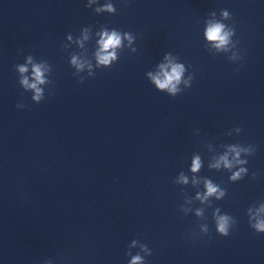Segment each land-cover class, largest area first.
I'll return each instance as SVG.
<instances>
[{
	"label": "clouds",
	"instance_id": "clouds-1",
	"mask_svg": "<svg viewBox=\"0 0 264 264\" xmlns=\"http://www.w3.org/2000/svg\"><path fill=\"white\" fill-rule=\"evenodd\" d=\"M97 12L100 11H108V12H115L116 9L113 7L111 3L105 4L103 8L96 9ZM223 15L227 17L229 13L227 11L223 12ZM232 35L231 32L225 30V26L221 23H214L210 24L206 36L209 41L216 42V47L221 48L227 44H229V37ZM121 37L117 32L113 31L110 35L105 32L102 36V39L100 41L101 44V52L97 54L98 61L101 64L107 65L109 64L111 59H114V53L108 52L107 54H104L105 50L109 49L110 47H114L116 45L120 44ZM29 62H31V57H29ZM73 64H76L78 67H83L82 65L78 64V61L75 57H73L72 60ZM27 71V68L24 66H19V72L24 73ZM184 71L183 65L180 64H174L171 65V71H165L164 66H161V72L162 77L160 76H153L152 79L154 83L157 85L159 89H167L170 93L175 95V93L178 91L177 85L179 84L181 80L182 73ZM33 75L35 79V83H29L27 78H23L20 83L26 88V89H33L35 91V95L32 96V100L36 103H39L42 100V90L37 86L38 84L44 83L43 75L41 71L40 65H34L33 66ZM151 75V74H150ZM18 108H23V104H17ZM237 131H241L240 128H237ZM230 152L235 153L236 163L238 164H244L246 161L238 159L240 156V153L246 152L249 155H252L255 152L254 146H248V147H242V146H232L229 148ZM223 164L224 167L231 169L232 163L229 161L227 154L221 156L217 163L213 165V167L219 168L220 165ZM200 168V160L199 157L193 160L192 164V170L197 171ZM246 169L241 168L239 172L235 173L232 176V179H238L240 178L241 173L245 172ZM181 180L186 182V178L181 177ZM206 188L207 193L205 197H202V199H206L208 196H212L213 194H216L218 192L217 186H215L211 181H206ZM224 193L220 192L219 196H223ZM219 196L217 198H219ZM219 211V210H217ZM249 213H251V209L248 210ZM199 214V213H198ZM264 204H261L260 207L256 210V215H250L249 216V224L252 229H254L257 233H264ZM236 221L233 217H231L228 214L225 215H218L216 217V231L221 236H228L230 233V229L233 224H235ZM205 232H207V228L203 229ZM135 241H133V244L135 245ZM141 251L145 253L144 256H141L139 254L132 257L130 264H145V256L151 255V250L147 247L146 244H141Z\"/></svg>",
	"mask_w": 264,
	"mask_h": 264
}]
</instances>
